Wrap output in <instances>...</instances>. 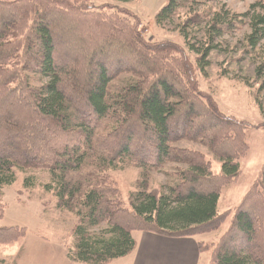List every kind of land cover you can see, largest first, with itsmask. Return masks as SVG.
<instances>
[{"label":"trees","instance_id":"trees-1","mask_svg":"<svg viewBox=\"0 0 264 264\" xmlns=\"http://www.w3.org/2000/svg\"><path fill=\"white\" fill-rule=\"evenodd\" d=\"M131 1L106 0L120 5ZM189 1L168 0L155 15V24L160 27L170 23ZM259 1L258 6H254L259 8V13L248 24L251 35L247 41L251 48L264 39V0ZM118 7L88 5L86 0H31L30 10L22 2L11 10L3 6L0 59L7 62L6 49H13L10 54L20 57L22 68L46 79L47 83L36 92L28 90L26 98L30 105L26 107V115H32L27 122L43 124L40 132L29 127L31 134L29 131L24 137L25 123L9 122L12 113L19 108L16 104L9 115L5 114L6 119L1 122L5 124H0L4 135L15 134L9 145L14 151L0 152V190L14 183V168L47 167L55 183L52 185L57 207L74 212L80 219L72 234V255L68 256L73 262L106 264L123 259L136 248L133 233L194 239L215 232L231 217L227 230L212 245L209 264H264L261 234L264 161L238 206L232 212L217 213L222 192L240 177L239 162L249 151L246 140L249 124L222 116L215 101L201 96L196 89H192L190 95L193 85H181L177 80L171 84L168 78L152 79L149 83L150 75L154 77L157 71L152 73L148 66V54L161 57L168 49L182 57V52L167 42L151 47L137 34L132 13ZM29 14L33 15L32 33L36 40L32 47L24 42L17 29L19 25L26 31ZM222 23L213 24L210 29L219 36L229 33L233 26ZM237 23L242 25V22ZM12 32L22 39L18 40V46L8 41ZM179 34L186 43L185 30H179ZM186 47L199 57L197 66L205 75L206 59L213 48L199 53L189 44ZM184 68L188 70L187 66ZM141 71H146L147 81L119 89L116 95L108 92L110 84L120 74L138 75ZM0 79L9 84L15 80L3 71H0ZM107 119H115L119 127L94 146L98 125ZM31 137L51 145L54 154L51 151L49 156L56 158L47 166L41 156L42 146L36 148L39 161L21 144L23 139ZM181 141L205 147L220 162L221 173L215 175L202 154L175 147ZM91 152L98 153V163L107 168L118 160L132 161L143 172L153 163L156 167L173 164L183 168L176 174L178 183L169 188L167 194L147 191V177L142 173L138 190L130 195L129 211L119 201L117 190L105 179L95 184L89 180L87 189L90 191H84L83 181L68 180L69 174L81 173ZM46 189L52 188L48 185ZM79 207L86 211L85 215ZM102 224L107 225L103 233L109 238L89 233ZM197 246L201 253L207 249L204 241H198Z\"/></svg>","mask_w":264,"mask_h":264},{"label":"rangeland","instance_id":"rangeland-1","mask_svg":"<svg viewBox=\"0 0 264 264\" xmlns=\"http://www.w3.org/2000/svg\"><path fill=\"white\" fill-rule=\"evenodd\" d=\"M167 1L133 0L120 5L106 2V0H86V3L88 5L91 3L94 5L109 4L111 7L119 6L118 8L130 11L137 34L147 44L153 47L163 44L161 42L172 43L182 52V57L174 55L168 49L161 57L148 54V66L152 73L153 70L157 71L153 73L156 74L154 77L150 75L149 83L152 82V79L168 78L171 84L177 80L181 85H193L189 91L190 95L191 90L196 89L201 96L211 98L212 102L215 101L216 108L222 116L233 117L249 124L246 137L249 151L247 156L241 158L242 160L239 162L240 177L235 184L222 192L221 199L217 204L218 214L232 212L257 178L258 171L264 161V39L252 48L247 41V37L251 35L248 24L250 19L259 13V8L254 6L260 1L190 0L170 23L158 27L155 24V15ZM20 2L30 10L31 0H0V22L3 6L11 10ZM31 8L37 12L33 4H31ZM243 15L245 17L241 18ZM27 16L29 18L26 23V31L19 25H17V29L21 38H24V42L32 47L36 44L34 33H32L31 16L33 15ZM218 22L229 23L233 28L229 33L219 36L210 29L213 24H218ZM237 22H242V25ZM216 28L219 29L220 26L216 25ZM181 29L187 33L186 43L179 34ZM19 34L12 32L8 41L18 46V40L21 39ZM187 44L199 53L208 47L213 48L206 59L208 66L204 70L205 75L200 73L197 66L199 57L186 47ZM11 52L13 49L11 51L6 49L7 62L0 59V71L15 78L11 84L0 79V124H5L1 123L6 119L5 114L9 115L10 110L16 104V108L17 106L19 108L12 113V120L9 122L11 124L25 123L22 136L27 137L30 131L29 127H35L39 129V132L43 127V124L38 126V122L35 125L27 122L28 118L32 117L31 114L26 115L28 112L26 107L30 106L26 99L27 92L28 90L36 92L47 83V80L22 68L19 62L20 57H13L15 53L10 54ZM185 66L188 67V70L184 68ZM183 68L184 71H182ZM141 73L138 75L120 74L110 84L108 92L111 95H116L119 89L130 87L142 80L147 81L146 71H141ZM19 91L21 92L17 96L16 92L19 93ZM22 107L25 110L23 113H21ZM18 115H23V117L19 118ZM118 127L119 124L115 119L101 122L95 133L93 145L98 146L101 140L105 139L108 134H113ZM4 134L0 127V144H2L0 152H13L14 149L9 145L15 134ZM2 136L5 137L1 140ZM33 137L23 139L21 144L35 154L39 161L40 157L36 148L42 146L43 154L41 156L44 157L45 166H47L56 158L49 156L51 151L53 154L54 151L51 145H44L39 139ZM175 147L202 154L210 162L211 171L215 175L221 173L220 162L202 145L181 141L176 143ZM97 156L98 153H88L81 173L69 174L68 180L72 183L83 181L84 191H90L87 189L89 180L95 184V182L105 179L107 184L117 190L119 201L129 211H131L130 195L138 190L142 173L147 177V191H153L156 195L167 194L168 189L178 183L176 174L179 173L180 168H183L173 164L156 167L153 163L147 171L143 172L129 160H118L114 162L113 166L107 168L98 163ZM13 174L14 183L8 187H2L0 190V231H7V233L0 232V264H81L68 259L73 250L72 234L80 219L74 212H67L57 207V199L52 185L54 180L48 168H14ZM48 185L52 188L49 191L46 189ZM90 186L93 187V185ZM79 209L82 215L86 214L84 209L80 207ZM230 223L231 217L226 219L215 232L194 238L197 242L204 241L207 244V249L201 253L199 264H209L212 245L227 230ZM105 230H107V225L102 224L89 233L92 236L109 238L110 236L104 235ZM261 234L264 237V227ZM132 236L134 238L136 234ZM119 260L122 259L112 260L106 264H122V261Z\"/></svg>","mask_w":264,"mask_h":264},{"label":"crops","instance_id":"crops-1","mask_svg":"<svg viewBox=\"0 0 264 264\" xmlns=\"http://www.w3.org/2000/svg\"><path fill=\"white\" fill-rule=\"evenodd\" d=\"M136 234V248L122 264H199L201 252L194 239H169L148 233ZM210 259V257H209Z\"/></svg>","mask_w":264,"mask_h":264}]
</instances>
